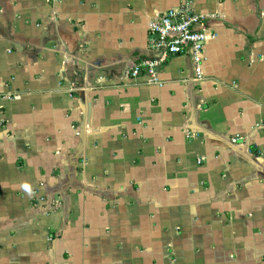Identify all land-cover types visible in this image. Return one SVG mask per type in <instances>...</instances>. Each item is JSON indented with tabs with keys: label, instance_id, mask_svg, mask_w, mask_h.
I'll return each instance as SVG.
<instances>
[{
	"label": "crops",
	"instance_id": "0c3cea01",
	"mask_svg": "<svg viewBox=\"0 0 264 264\" xmlns=\"http://www.w3.org/2000/svg\"><path fill=\"white\" fill-rule=\"evenodd\" d=\"M183 2L203 79L129 80ZM0 264H264V0H0Z\"/></svg>",
	"mask_w": 264,
	"mask_h": 264
},
{
	"label": "built area",
	"instance_id": "2783aa9c",
	"mask_svg": "<svg viewBox=\"0 0 264 264\" xmlns=\"http://www.w3.org/2000/svg\"><path fill=\"white\" fill-rule=\"evenodd\" d=\"M207 19L193 12L188 2H183L162 13L158 19L152 20L148 26L149 56L132 62L126 69L127 78L134 81L144 75L148 84L160 86L157 75L167 59L188 53L192 62V80L199 83L203 79L204 42L210 35ZM78 89L73 82L69 83V92ZM187 136L194 137L195 131H187ZM241 141L242 138L237 135L228 139L233 146H238ZM44 202L45 198H39V203Z\"/></svg>",
	"mask_w": 264,
	"mask_h": 264
},
{
	"label": "trees",
	"instance_id": "16d2710c",
	"mask_svg": "<svg viewBox=\"0 0 264 264\" xmlns=\"http://www.w3.org/2000/svg\"><path fill=\"white\" fill-rule=\"evenodd\" d=\"M77 86V85H76Z\"/></svg>",
	"mask_w": 264,
	"mask_h": 264
}]
</instances>
